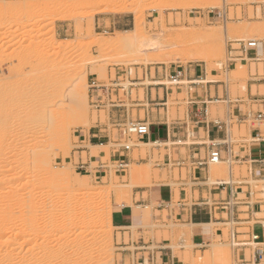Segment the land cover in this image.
Listing matches in <instances>:
<instances>
[{
	"label": "rangeland",
	"instance_id": "rangeland-1",
	"mask_svg": "<svg viewBox=\"0 0 264 264\" xmlns=\"http://www.w3.org/2000/svg\"><path fill=\"white\" fill-rule=\"evenodd\" d=\"M106 1L108 0H0V7L19 5L25 10L22 19L13 26L12 31L2 29V26L12 23L11 16L0 17V217L3 215L0 218V264L120 262L121 234L112 227V224L111 227L109 226L108 210L105 208L106 199L98 197L91 200L90 196L112 184L109 198L112 210L113 204L116 203L114 200H116L117 188L141 180V173L144 170L157 171V173L159 171L153 170L152 165L140 166L136 162L147 154L150 149L148 147L146 151H133L132 157L135 162L127 168L126 175L125 172H117L114 169L115 164L109 162L111 145L90 148V156L99 157V154H105L102 163L109 168L105 177L95 179L93 174H85L77 169L78 151L82 146L79 139H83L87 131L98 123L104 125L110 112V109L105 107H94L92 89L89 87L92 81H96L98 85L114 87L111 85L112 81L119 78L121 87L118 91L119 98L125 102V105L119 109L134 121L138 112L135 103L142 100L144 93L143 88L134 83L140 82L145 70L151 69L153 72V68L162 67L167 71L176 69L194 71L203 70L205 66L210 65L212 68L210 72L222 74L216 80L226 82L231 97L235 98L236 94L242 93L245 89L248 66L239 68L240 65L237 64L235 70L226 71L231 56L241 50L243 45L252 47L257 42L264 44V30L255 31L258 24L260 26L264 24V0L262 4L260 3L262 8L260 14L253 11L258 0H237L233 5H230V1L233 0H224L225 4L223 0H183L190 3L192 8L185 6L186 8L175 10H149L148 2L154 0H123V7L133 8L143 4L142 30L149 41L150 39L155 43L156 40L158 41L157 47L150 49L147 40L145 44L141 43L139 50L136 48L131 50L127 47L131 52L118 46L109 49L99 48L96 42L103 40L109 42L115 37L116 31H130L133 27L132 14L115 12L116 8L105 6ZM198 3L201 6H198ZM40 4L49 5L48 10L38 14L37 23L28 24L26 19L30 15L29 10ZM97 11L104 12L95 15ZM70 14L71 19L64 21ZM224 15L227 16L226 20H222ZM217 16H220L219 19ZM225 27H228L230 34L228 38L224 37ZM244 27L246 29L249 27L246 33H242ZM207 40L212 41L213 46H208ZM50 41L53 43L49 44ZM69 41L79 47L64 51L57 50V43ZM145 45L149 47L148 50L145 49ZM133 50L140 52L133 53ZM203 54L211 55L219 62L217 60L207 62L199 57ZM262 58L264 59V55ZM100 59L105 60L99 62ZM217 62L223 65L217 67L215 64ZM250 65L251 73H254L255 66ZM261 67L259 65L260 69ZM99 68L102 69L101 74ZM128 70L130 75L121 76V72ZM180 79L183 84L182 90L191 86L186 79ZM162 81L168 87H175L169 84L166 78ZM148 82L144 80L143 86ZM74 86L85 92L86 99L80 102L85 105L84 107L80 104L84 110L80 113L86 115L85 122L84 118L80 119L81 116L76 122L64 118V111L68 106L65 97ZM181 91L169 97L167 103L170 108H180L182 117L186 112L188 100L186 97L180 105L177 104ZM102 94L104 92L100 93ZM210 106L211 112H215L216 108L223 111L221 107L223 104L213 103ZM140 114L142 115V112ZM63 126L67 127L68 134L54 141L53 150L50 152L47 150L46 160L50 164V171L70 172L71 182L77 178L83 180L85 188L71 195L58 186L51 190L44 188L46 185L43 183V178L49 177L43 173L44 163L33 161L36 158L33 156L41 155L43 148L51 144V137L54 134L57 136ZM243 133L241 131L239 134L242 136ZM237 136L238 132L234 127L233 137L237 138ZM117 137L118 132L113 127L112 139L116 140ZM136 141L137 137L132 134L131 141L126 145L134 146L137 144ZM81 156L83 160L86 159L85 153ZM91 166L94 168L97 164ZM132 167L138 168L131 175L129 172ZM210 168L213 174L220 178L229 177L228 163L211 164ZM246 169L233 166L234 178L240 175L246 176ZM110 179L111 183H109ZM10 185L13 187V193H8L11 191ZM129 193L125 196L126 201V198L130 197ZM49 196L63 197L65 200L70 197L83 204L98 201L101 208L94 215L97 226L94 233L74 238L71 232L63 228L68 221L64 207L58 204L57 208H54L56 206L48 201ZM49 217L54 218L52 223ZM118 219L122 221L124 217ZM126 241H128L127 234ZM231 244L227 240V230H225L224 243L217 244L216 248H213V251L214 249L218 251L214 259L205 262L198 254L194 264L212 262L218 264V259L215 257L222 255L227 257L225 264H229L233 249Z\"/></svg>",
	"mask_w": 264,
	"mask_h": 264
},
{
	"label": "crops",
	"instance_id": "crops-1",
	"mask_svg": "<svg viewBox=\"0 0 264 264\" xmlns=\"http://www.w3.org/2000/svg\"><path fill=\"white\" fill-rule=\"evenodd\" d=\"M243 46L233 53L226 69L233 71L237 64L248 66L245 89L235 98L226 82L216 80L221 73L183 69L181 78L194 91L187 97L183 116L164 123L171 110L167 101L182 90L183 84L163 85V78L173 71L148 69L137 82L144 93L142 100L135 103L138 112L134 120L145 122L148 131L137 139V144L123 151L122 140L112 139L115 122L132 120L123 110L113 108L125 105L123 100L116 104L107 100L105 108L110 112L104 125L98 123L79 139L82 146L77 169L93 174L95 179L105 177L109 168L102 163L105 154L90 156L87 145H111L109 162L122 156L128 166L135 162L134 150L141 152L150 147L136 162L159 171L160 180L131 188L126 199L132 206H112L110 221L122 242L120 262L116 264H194L198 254L205 262L212 261V249L224 243L225 230L233 248L229 264H264V121L255 120L259 113L264 114V44ZM250 64L255 66L254 73ZM208 77L211 80L207 81ZM144 80L149 81L145 86ZM213 103L223 104V111L216 108L211 112ZM234 127L237 138L233 137ZM154 142L158 146H149ZM159 143L165 144L160 147ZM213 143L219 144L220 163L230 164L228 178H220L210 168L208 156ZM82 153L86 154L85 160ZM94 163L97 166L92 168ZM233 166L247 168L246 176L234 178ZM253 181L259 183L252 184ZM122 216L124 219L119 221ZM253 236L257 239L252 240ZM215 258L218 264L227 261L223 255Z\"/></svg>",
	"mask_w": 264,
	"mask_h": 264
},
{
	"label": "bare ground",
	"instance_id": "bare-ground-1",
	"mask_svg": "<svg viewBox=\"0 0 264 264\" xmlns=\"http://www.w3.org/2000/svg\"><path fill=\"white\" fill-rule=\"evenodd\" d=\"M122 1L123 0H108V1H106L105 6L106 7H111L113 9L116 8L115 12H126V13L132 14L133 15V27H132V29L130 31H116L114 33L115 37L110 39L109 42L103 40V41H98L95 44L99 48H104L105 47V48H108V49L112 48L114 46H116V47L118 46L120 48H123L124 50L126 49L127 52H128L129 49L132 50L133 48H136V50H139V48L141 46V43L144 42V44H145L146 41L148 40L147 43L148 42L149 43L147 45L150 47V49H151V47L152 48H154V47L156 48L157 47L156 43L158 41L156 39H154V40H156V43L153 42V40H151V39L149 41V39L144 36V32L142 30V23H143V20H142V7H143V4L142 5L139 4L138 6L133 7V8L131 6L123 7L124 5H123ZM236 2H237V0L230 1V5H233ZM148 3H149L148 4L149 7H147V8L149 10H158V9H161V10L162 9L163 10H175V9H179V8H186L185 6H187V7L190 6V3L185 2L183 0H174V1L173 0L172 1L171 0H154L153 2H148ZM260 3L262 4V0H258L257 4L253 7V11L256 14H260V12H261L262 8L260 6ZM145 4H147V3H145ZM198 4H199L198 6H201L200 3H198ZM223 4H225L224 0H223ZM146 6L147 5H145V7ZM48 8H49V5H47V4H40V5L33 6L29 10L30 11V15L27 16L28 18L26 19L27 20L26 22L28 24H31V25L34 24V23H37L38 21H36V18L38 17V14H40L41 12L42 13L46 12L48 10ZM139 8H140V10H139ZM190 8H192V6H190ZM231 9L232 8L230 6V10ZM24 12H25V10L23 8H21L19 5L8 6V7H0V17L11 16V18H12V23H10L9 25H7L5 27L2 26V29L6 30V31H12L13 26L16 25V23L19 22L22 19V16H23ZM102 12H104V11H97V12H95V15L96 14H101ZM71 17H72L71 14L66 16L64 21L70 20ZM219 17L220 16H217V19H219ZM226 19H227V16L224 15L222 20H226ZM258 25L255 28V31L256 30H264V24L261 25V26L260 25L258 26ZM248 30H249V27H248V29H246L244 27L242 33H246ZM22 33H20V34H22ZM223 33H224V37L225 38H228L230 36V34L228 33V27H225L223 29ZM50 42H49V44L53 43L52 41H50ZM207 42H209V40H207ZM143 46H142V48H143ZM208 46H213L212 45V41L209 42ZM77 47H79L77 44H75L74 42H70V41L66 42V43H61L60 42V43H57V45H56V48L59 51H64L66 49L77 48ZM127 47L129 49H127ZM145 47H146V45H145ZM149 47H146L145 49H147ZM197 47H199V46H197ZM195 49H197V48H195ZM133 51H134L133 53L136 52L135 50H133ZM129 52H131V51H129ZM139 52H136V53H139ZM199 57L203 58L207 62H215L214 60H217L219 62L218 59H214L213 56H211V55H204L203 54V55H199ZM104 60H101L99 62H103ZM218 62L215 63L217 65V67L223 65L221 62L220 63H218ZM207 65H209V64H207ZM209 67H210V65H209ZM209 67L205 66L203 68V70H206L207 72H210L212 70V68L211 67L209 68ZM239 68H241V66H239ZM100 70H102V69L99 68V70H98L99 74L102 73ZM96 74H98V73H96ZM102 75H100V76L97 75V76L101 77ZM208 80H211V79L208 77L207 81ZM134 84L140 85V83H137V82L134 83ZM191 91H192V88L190 86L184 87V89L178 95L177 104L180 105L181 102L183 100H185L186 97H188V95L190 94ZM65 98L67 99L66 101H67V105H68L67 108L64 111L65 120H68L70 122H76L77 120H79V117L81 116L80 119L82 120L84 118L83 119V121H84L86 119V115H85V113H80L81 111L84 112L83 107H80V104L83 105V103H80V102H81V100H82V102H84V100L86 99L85 92L82 91L78 86H74L66 94ZM83 106L85 107V105H83ZM181 115H182V110L180 108H171V110L168 111L166 113L165 117H164V123H170V122L176 120ZM25 123H27V122L25 121ZM22 126L24 127L23 124H22ZM67 134H68V129H67L66 126H63V128L61 129L60 133L57 136L54 134L51 137V141H50L51 144L47 145L46 147L43 148L42 154L33 156L34 158L36 157L35 158L36 160L33 157H32V159H34L33 160L34 162L36 161L37 163H44L43 164V166H44V168H43L44 172L43 173H45L47 176H49L48 178H43L44 179L43 183H44V185H46L44 188H46L47 190L48 189L51 190V189H53V188L58 186L62 190L67 191L68 194L70 193V195H71V194L77 193V192L81 191L83 188H85V184L82 182L83 180L81 181L80 178H77L74 182H71L70 181V177H71V173L70 172L65 171V170H60V171H55V172L50 171V164H49L48 160H46L47 159V150L49 152L53 150V146L52 145H53L54 141L57 138L66 137ZM163 144H165V143H161L160 147ZM167 144H168V142H167ZM156 145L158 146V144L155 143V142L150 144V146H155V147H156ZM87 147L88 148H94V146L92 147L91 145H88ZM112 164H115V163L113 162ZM218 164H221V163H217L216 165H218ZM135 166H137V165H135ZM128 167L129 166H127V168ZM127 168H126V170H127ZM136 168H138V167H136ZM63 169H65V168H63ZM135 169H134V167H132V169H130L129 173L132 175L135 172ZM141 178H142L141 180L135 182L134 184L126 185V186H120L119 188H117V190L115 191L116 200H114V201H116L117 205H119V206H132L129 201L125 200V196H126V194H128L131 191V188L145 186V185L147 186V184L149 185L150 182H152V181H154V182L158 181L159 177H158L157 171H150V170L149 171L148 170L145 171L144 170V172L142 171V173H141ZM159 180H160V178H159ZM109 181H110L109 183L112 182L111 179ZM254 182L255 181H253L252 184L259 183V182H257V183H254ZM111 187H112V184H111V186H108L107 188H104L101 191L94 192L93 195L90 196L91 200L95 199V198H98V197H102V198L106 199V203H105L106 207L105 208H106V210H108V215H109V219H108L109 221L108 222H109V226L110 227H111V223H110L111 205L109 203V198H110V195H111ZM9 189L11 191H9L8 193L12 192L13 187L10 185ZM175 191H177V189ZM41 200H42V198H41ZM64 200H65V198L64 199H63V197L62 198H59V197L57 198V196H55V198L53 196H49V198H48V201H50L51 204H53L55 206L58 205V204H61V206L64 207V213L67 215V220L68 221L65 222V224L63 225V228H65L66 230L71 232L70 234H72V236L74 238H79V237H82V236H88V235L93 234L95 229L97 228V226H96V224L94 222V219H95L94 215H95V213H97V211H100V208H101L100 204L98 203V201H90V202H87V203L84 202V204H83V202H78V201H76L74 199H70V197H69V199L67 198L65 201ZM53 205H52V207H53ZM54 208H57V206L54 207ZM6 215L8 216V214H5V216ZM7 218H9V217H7ZM4 219H6V218H4ZM49 220L52 223L54 221V218L53 217H49ZM0 222H1V220H0ZM132 227H134V226H132ZM99 232L102 233L101 230H99ZM189 247H190V245H189ZM181 248H182V246H181ZM212 251H213V249H212ZM216 252H218V251H216L214 249V251L212 253L213 256L216 254ZM7 264H10V263H7ZM105 264H108V263H105Z\"/></svg>",
	"mask_w": 264,
	"mask_h": 264
},
{
	"label": "built area",
	"instance_id": "built-area-1",
	"mask_svg": "<svg viewBox=\"0 0 264 264\" xmlns=\"http://www.w3.org/2000/svg\"><path fill=\"white\" fill-rule=\"evenodd\" d=\"M256 45L253 44V46ZM244 49V46H243ZM130 75V70L128 71H123L121 72V76H127ZM181 78V70H176L170 73L166 79L171 85L179 86L181 83L180 81ZM114 87L110 86H102L96 84V81H92L90 83V88L92 89V99L94 100V107L95 108H104L106 107V101L109 100L110 103L116 104L117 102L120 103L122 99L119 98V93L118 91L120 90V81L119 78L115 81V79L112 81ZM165 85V84H163ZM119 88V89H116ZM100 95V93H103ZM104 95L106 98H104ZM114 98V100H113ZM114 109H119L120 106L114 105ZM255 120L257 122L264 121V114L259 113ZM114 128H116L118 132V137L120 140H122V144L120 147L122 148L123 151H128L132 146L126 145V143L131 141V135L135 134L137 139L145 134L148 131V125L145 122H136V121H121V122H115L114 123ZM79 138V137H78ZM219 144L218 143H213L211 144V149L209 151V156H208V162L210 164H217L222 161L220 150H219ZM115 170L119 173H124L128 164L126 163L124 157L120 156L117 158L115 161ZM80 170V169H79ZM257 236H253L252 240H256Z\"/></svg>",
	"mask_w": 264,
	"mask_h": 264
}]
</instances>
